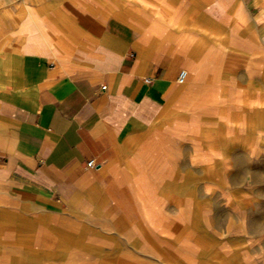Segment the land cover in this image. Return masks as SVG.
I'll use <instances>...</instances> for the list:
<instances>
[{
    "label": "crops",
    "instance_id": "1",
    "mask_svg": "<svg viewBox=\"0 0 264 264\" xmlns=\"http://www.w3.org/2000/svg\"><path fill=\"white\" fill-rule=\"evenodd\" d=\"M261 144L264 0H0V264L206 239Z\"/></svg>",
    "mask_w": 264,
    "mask_h": 264
},
{
    "label": "rangeland",
    "instance_id": "2",
    "mask_svg": "<svg viewBox=\"0 0 264 264\" xmlns=\"http://www.w3.org/2000/svg\"><path fill=\"white\" fill-rule=\"evenodd\" d=\"M241 118L243 119L242 122H245L246 117ZM238 121H240V118ZM253 121L256 124L258 117H253ZM203 142L204 144L206 143L205 140ZM242 150L244 148L241 149V154L245 151L242 153ZM190 154H192V151ZM253 156L254 162L251 163V160L248 159L250 163L248 166L255 173H259L258 178L260 180L257 181L261 182L263 180V185L255 183L257 181L249 180L247 182L239 179L238 184L241 194H238L237 197L224 195L220 207L218 205L219 202H216L217 206L211 208L210 211L207 209L203 214H206V234L210 237L207 236L206 239H167L170 243H159L155 259L150 258L144 252L140 254L141 263L264 264V239H231L229 232V227L231 226L232 234H235L236 237H244L246 236L244 230L248 219L255 215L264 217V144L259 145V147L255 146ZM194 191L197 193L196 189ZM258 192L263 194L260 195ZM217 208H219L218 211H216ZM220 219L223 226L220 227L216 234V228H212L209 225L220 221ZM259 222L260 225H263L264 219L260 218ZM129 261L132 262V260Z\"/></svg>",
    "mask_w": 264,
    "mask_h": 264
},
{
    "label": "built area",
    "instance_id": "3",
    "mask_svg": "<svg viewBox=\"0 0 264 264\" xmlns=\"http://www.w3.org/2000/svg\"><path fill=\"white\" fill-rule=\"evenodd\" d=\"M185 78H186V73H185L184 71H181L180 74H179V76H178V79H177L178 83H180V84L184 83ZM88 166H89V167H94V166H96V165L94 164L93 161H90V162L88 163Z\"/></svg>",
    "mask_w": 264,
    "mask_h": 264
},
{
    "label": "bare ground",
    "instance_id": "4",
    "mask_svg": "<svg viewBox=\"0 0 264 264\" xmlns=\"http://www.w3.org/2000/svg\"><path fill=\"white\" fill-rule=\"evenodd\" d=\"M50 220H51V219H50ZM51 224H52V223H51ZM23 226H24V225H23ZM24 229H25V228H24ZM25 230H26V229H25ZM21 232H22V231H21ZM23 232H25V231H23ZM23 232H22V233H23ZM23 234H24V233H23ZM41 239H42V238H41Z\"/></svg>",
    "mask_w": 264,
    "mask_h": 264
}]
</instances>
